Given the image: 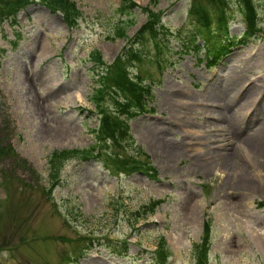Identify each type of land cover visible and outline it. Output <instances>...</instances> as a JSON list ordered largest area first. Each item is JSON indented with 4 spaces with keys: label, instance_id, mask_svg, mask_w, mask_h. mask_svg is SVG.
Wrapping results in <instances>:
<instances>
[{
    "label": "rangeland",
    "instance_id": "rangeland-1",
    "mask_svg": "<svg viewBox=\"0 0 264 264\" xmlns=\"http://www.w3.org/2000/svg\"><path fill=\"white\" fill-rule=\"evenodd\" d=\"M15 1L0 0V264H264V0H251L261 34L211 64L204 47L185 44L201 26L189 0H128L158 12L160 69L123 57L146 23L138 9L126 37L108 39L121 0H69L71 27L42 0ZM223 1L192 0L213 31L224 12L236 43L245 8ZM95 51L102 65L89 58ZM118 56L150 95L116 144L96 139L90 97ZM119 99L110 91L102 109L112 114ZM62 150L77 154L50 178L47 157ZM133 157L154 179L128 173L120 162Z\"/></svg>",
    "mask_w": 264,
    "mask_h": 264
},
{
    "label": "trees",
    "instance_id": "trees-1",
    "mask_svg": "<svg viewBox=\"0 0 264 264\" xmlns=\"http://www.w3.org/2000/svg\"><path fill=\"white\" fill-rule=\"evenodd\" d=\"M153 4L155 0H152ZM211 4H217L218 6H224L223 0H209ZM28 0H16L12 3L14 6H21L24 3H27ZM45 3L46 7L51 12H59L66 24L68 26H73L75 23V18L77 15L74 13L75 8L74 4L69 0H42ZM241 4L243 5L244 14L247 15V19L250 23V27L252 28L253 20H254V11L251 0H240ZM138 8L133 2L128 0H121L119 6L116 10V14L118 18L116 19L117 22L114 23L113 29L110 31L111 36L108 39L114 38H125L126 29L133 25L134 20L132 18V14L130 9ZM3 8V6H2ZM190 9L193 10L196 14V20H198L200 27H195L193 32L186 40V45L189 46L191 50L198 48H203L204 54L208 52L211 53L210 57L216 59L221 52L224 50L225 47L234 44L228 37H227V29L225 27L224 22V12L220 13L219 19L217 21L216 30L213 31L210 28V18L208 15L202 11L199 7L194 6L192 0L190 2ZM190 10V12H192ZM142 12L145 13L146 23L139 28V30L134 35L135 42H133L132 46H129L125 50V54L123 55L125 60H129L133 58L134 61L139 62L140 59H146L149 57L152 60V56H149V52L147 51V46H149V39L154 43L156 46V50L159 51V43L156 36L157 27H161L159 25V18L158 12H151L149 10L141 9ZM193 13V12H192ZM120 17H123L121 20ZM158 22V23H156ZM156 25V26H155ZM162 28V27H161ZM255 29V28H254ZM215 38H219V40H215ZM199 40L202 41V44L199 46L196 44ZM209 48V50L207 49ZM150 48V46H149ZM151 51V50H149ZM151 55L152 51H151ZM94 61V64L102 65L100 54L98 52H94L90 56ZM155 60H158L155 58ZM120 56L116 57L111 65L106 66L103 76H98L94 80L95 88L93 89L92 95L90 97V102L94 105L96 110V114L101 116L100 124L98 127V132L96 131V139H100L101 141L109 140L114 143H118L121 139V135H126V120L137 116L138 114L146 111L144 106V97L148 98L150 95V87L148 85H143V79L138 78V76L130 77L128 73L125 71V66L122 64L125 62L122 61ZM154 62V59H153ZM110 91L115 92L118 96H120L119 102H117V108L114 112L108 113L102 109L101 100L103 99L104 95L109 93ZM122 116V118H120ZM94 132V131H93ZM98 141V140H97ZM122 143V141H121ZM96 146H91L90 150L82 151L83 153H91L95 150ZM92 149V150H91ZM3 149L0 148V152ZM71 154H77L76 150H62V151H52L47 157V164L49 168V173L51 175L50 178H55L59 172V169L63 165V162L71 157ZM107 162H112L115 165L118 162H114L115 158L112 160L108 153L104 154ZM121 159L120 156H118ZM133 158H130V165H127L126 162H120L121 165H125L128 167V173H134L136 171L141 170L137 163ZM108 165V164H107ZM144 171L145 175L148 177H152L155 173L153 169L146 164H140ZM145 169V170H144ZM54 184H52L53 186ZM210 223L206 219L204 221V226L202 227V237H201V245L200 251L204 255L205 251L203 247H207L208 241V233H209ZM198 247V246H196ZM205 257V256H204ZM199 264H205L204 258L200 256Z\"/></svg>",
    "mask_w": 264,
    "mask_h": 264
},
{
    "label": "bare ground",
    "instance_id": "bare-ground-1",
    "mask_svg": "<svg viewBox=\"0 0 264 264\" xmlns=\"http://www.w3.org/2000/svg\"><path fill=\"white\" fill-rule=\"evenodd\" d=\"M251 85H252V84H251ZM253 85H254V84H253ZM253 85H252V86H253ZM252 86H249V87H248L249 90L247 91L246 94H249V93L253 90V87H252ZM246 88H247V87H246ZM246 88H245V89H246ZM256 90H257V89H256ZM235 107H236V106H235ZM236 108H237V107H236ZM230 111H231V110H230ZM235 111H236V110H235ZM225 113H226V112H225ZM240 113H241V112H240ZM238 114H239L238 112L232 113V114H230V117L233 118L234 115H238ZM256 141L259 142L260 140H259V139H256ZM251 142H252V141H251ZM257 142H256V143H257Z\"/></svg>",
    "mask_w": 264,
    "mask_h": 264
}]
</instances>
